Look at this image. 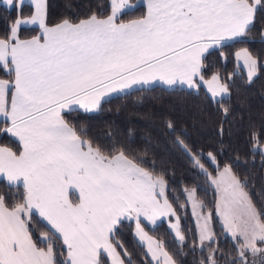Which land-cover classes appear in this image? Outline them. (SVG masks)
I'll return each mask as SVG.
<instances>
[{
    "label": "snow or ice",
    "instance_id": "obj_1",
    "mask_svg": "<svg viewBox=\"0 0 264 264\" xmlns=\"http://www.w3.org/2000/svg\"><path fill=\"white\" fill-rule=\"evenodd\" d=\"M30 3L33 11L25 18L24 0H0L18 13L9 34L0 38V69L8 76L0 78V133L17 142L15 147L0 145V180L17 192L11 206L0 195V264H125L112 241L125 219H135L136 235L147 241L156 264L161 257L162 264H176L164 243L141 226V217L155 225L161 217L176 216L163 175L122 148L106 152L93 146L63 113L76 106L91 112L105 97L136 86L198 88L197 77L216 102L228 86L218 74L204 80L206 53L228 41L246 42L264 0H143L144 12L127 21L121 17L140 5L111 0L107 15L65 17L53 26L46 23V0ZM24 24L38 25L39 34L20 39ZM260 36L264 40V28ZM235 59L251 82L258 59L248 48L237 51ZM252 141L253 151L259 147L264 153L255 132ZM177 142L215 190V216L236 251L227 264H249L248 253L264 254L258 246L264 245V209H257L246 183L229 165L221 169L209 152L211 163L217 164L213 174L182 139ZM184 191L187 200L181 208L191 204L196 220L192 250L208 249L200 264H219L222 250L213 246L212 211L205 214L196 188ZM37 217L48 228L39 240L30 227ZM170 227L183 247L188 236L179 217ZM123 254L129 256L126 250Z\"/></svg>",
    "mask_w": 264,
    "mask_h": 264
},
{
    "label": "trees",
    "instance_id": "obj_2",
    "mask_svg": "<svg viewBox=\"0 0 264 264\" xmlns=\"http://www.w3.org/2000/svg\"><path fill=\"white\" fill-rule=\"evenodd\" d=\"M135 2L136 0H130ZM46 23L54 25L63 18L86 17L96 12L107 15L110 12L109 0H46ZM31 4L24 2L22 15L32 13ZM143 5L135 11L121 17L126 21L140 16ZM17 10L0 5V38H5L11 25L17 18ZM264 28V4L258 7L255 23L246 42L228 41L223 47L210 49L206 53L203 68L204 78L218 74L220 81L228 86L224 97L213 101L203 87L180 90L167 89L162 85L136 87L126 92L105 98L98 109L86 112L74 108L63 113L64 119L76 128L84 138L92 141L93 146L110 152L123 149L128 155L143 161L142 166L163 175L166 183V195L176 212V219L185 234L187 243L181 247L175 239V233L166 220L155 225L142 223L145 230L158 241L164 243L176 264H200L207 257L208 249L193 251L196 226L189 206L181 208L186 202L185 189L196 188L197 198L205 204L204 212L213 214L212 228L216 243L222 252L217 253L219 264H227L236 257L234 242L222 228L215 216V190L209 186L206 177L199 168L194 167L191 156L178 144L179 137L191 153L201 157V162L210 172L229 165L238 178L245 182L247 191L257 209H264V153L259 147L253 151L252 133L255 132L261 144L264 143V40L260 32ZM39 26H21L20 38L38 34ZM248 48L258 59L256 75L251 82L244 69L237 66L235 51ZM221 52L224 56H221ZM231 78H229V75ZM0 77L8 78L0 69ZM224 108L228 111L225 113ZM172 124V128L168 124ZM0 127L3 123L0 122ZM0 143L15 147L17 142L7 133H0ZM216 157L217 164L211 163L208 153ZM22 192V188L20 189ZM0 195L6 197L11 206L16 189H9L6 182L0 180ZM46 223L35 218L30 225L33 237L40 239V233L47 231ZM49 227V226H48ZM134 221L125 219L115 230L112 237L121 259L125 264H156L134 235ZM118 242V243H117ZM122 244L123 247L119 245ZM261 246V245H258ZM125 250L129 256H124ZM249 264H259L261 255L255 257L248 253ZM107 257L105 256V260Z\"/></svg>",
    "mask_w": 264,
    "mask_h": 264
},
{
    "label": "crops",
    "instance_id": "obj_3",
    "mask_svg": "<svg viewBox=\"0 0 264 264\" xmlns=\"http://www.w3.org/2000/svg\"><path fill=\"white\" fill-rule=\"evenodd\" d=\"M110 2H111V0H109ZM24 2H27V3H29V4H31L30 3V0H24ZM131 2V1H130ZM131 3H133V4H139V5H143V0H136L135 2H131ZM6 7V6H5ZM8 8V7H7ZM33 11V10H32ZM31 15V14H30ZM30 15H28V16H24L25 18H27V17H29ZM127 21V20H126ZM55 25V24H54ZM21 26H38V25H30V24H24V25H21ZM20 26V27H21ZM49 26H53V25H49ZM19 27V28H20ZM40 32V31H39ZM39 34V33H38ZM38 34H36V35H38ZM36 35H33V36H36ZM33 36H30V37H26V38H20V39H22V40H25V39H31ZM241 48H239L238 50H236L235 51V53L237 52V51H239ZM234 56H235V54H234ZM236 60V59H235ZM236 63H237V61H236ZM213 74H215V73H213ZM213 74H211L209 77H207V78H204V80H211V77H212V75ZM0 78H2V77H0ZM4 79H7V78H4ZM197 79V81H198V83L203 87V89L207 92V94L212 98V96H211V93L208 91V86L204 83V81H201L200 80V78L199 77H197L196 78ZM220 83H222L221 81H220ZM223 84V83H222ZM136 87H139V86H136ZM136 87H134V88H136ZM126 91H128V90H126ZM125 91V92H126ZM116 94H120V93H113V94H111V95H109L108 97H110V96H113V95H116ZM227 95V94H226ZM226 95H224V96H226ZM223 96V97H224ZM105 98H107V97H105ZM104 98V99H105ZM217 98H220V97H216V99ZM75 108H77V109H80L78 106H76ZM83 110V109H82ZM9 135V134H8ZM10 136V135H9ZM11 137V136H10ZM13 139H15L14 137H12ZM264 144V143H263ZM262 144V145H263ZM0 145H5V144H1L0 143ZM261 150V149H260ZM222 169V168H221ZM215 174V173H214ZM170 203V202H169ZM141 219V226L144 228V226H143V224L142 223H146L147 225H152V224H150L147 220H144V218L143 217H141L140 218ZM133 221H134V229H133V232H134V235H135V237L137 238V240L139 241V242H141V240H140V238L136 235V221H135V219H132ZM161 220H166L167 221V223H168V226H169V228L171 229V227H170V224L171 223H175L176 222V216H166V217H161V218H159V219H157V221H156V223L157 222H159V221H161ZM46 223V222H45ZM50 227V226H49ZM144 230H145V228H144ZM172 230V229H171ZM173 231V230H172ZM145 232H147L146 230H145ZM174 232V231H173ZM148 233V232H147ZM175 233V232H174ZM148 235L149 236H151L149 233H148ZM152 238H153V240L154 241H158L156 238H154L153 236H151ZM142 244H144V246H145V249H146V252H147V254H148V256H149V258L153 261V259H152V256H151V254L148 252V246H147V241H143V242H141ZM118 252V251H117ZM162 260H163V258L161 257V264H162ZM153 262H155V261H153ZM156 263V262H155Z\"/></svg>",
    "mask_w": 264,
    "mask_h": 264
},
{
    "label": "rangeland",
    "instance_id": "obj_4",
    "mask_svg": "<svg viewBox=\"0 0 264 264\" xmlns=\"http://www.w3.org/2000/svg\"><path fill=\"white\" fill-rule=\"evenodd\" d=\"M243 69H244V71H245V73H246V75H247V70L243 67V63L242 62H240V64H239ZM186 87V86H185ZM264 145V144H263ZM223 168V167H222ZM188 189H191V188H188ZM214 189V188H213ZM186 196V195H185ZM198 199V198H197ZM186 200H187V197H186ZM199 200V199H198ZM188 206H189V209H190V212H191V215H192V208H191V204H188ZM205 214H207V213H205ZM192 218H193V221H194V223H195V226H196V220H195V218L193 217V215H192ZM260 247H264V245H261Z\"/></svg>",
    "mask_w": 264,
    "mask_h": 264
}]
</instances>
